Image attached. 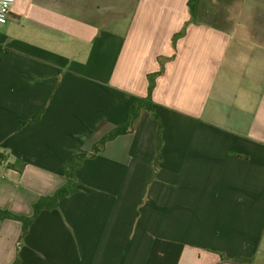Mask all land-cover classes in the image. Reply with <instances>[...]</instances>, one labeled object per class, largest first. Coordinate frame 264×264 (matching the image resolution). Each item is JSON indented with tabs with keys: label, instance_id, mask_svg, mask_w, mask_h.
Returning <instances> with one entry per match:
<instances>
[{
	"label": "crops",
	"instance_id": "0c3cea01",
	"mask_svg": "<svg viewBox=\"0 0 264 264\" xmlns=\"http://www.w3.org/2000/svg\"><path fill=\"white\" fill-rule=\"evenodd\" d=\"M189 2L16 0L0 25V209L32 215L137 99L154 109L85 159L20 264H264V0L218 24ZM21 231L0 220V264Z\"/></svg>",
	"mask_w": 264,
	"mask_h": 264
},
{
	"label": "trees",
	"instance_id": "16d2710c",
	"mask_svg": "<svg viewBox=\"0 0 264 264\" xmlns=\"http://www.w3.org/2000/svg\"><path fill=\"white\" fill-rule=\"evenodd\" d=\"M199 0H190V14L192 16V20L198 22L199 14L201 11L199 10L197 4ZM151 89V87H150ZM149 111L151 113L154 112L152 101L147 98H139L137 99L131 106L130 114L128 121L125 124L119 125L112 130H110L107 134H105L99 141H97L91 151L89 153H80L73 157L71 161H69L65 165L64 177L66 179V183L61 186L53 195L43 196L37 202L33 204V213L30 216L24 215H16L11 213L8 210L0 209V220H16L22 223V231L18 241V252L16 260L13 264H20V248L22 246L23 240L27 235L31 225L36 220L38 215L44 210H53L57 209L60 206L61 201L64 199H68L73 196L75 193L79 191L78 186L80 185V181L77 177V171L83 165L85 159L89 157H95L98 153L104 151L106 145L115 140L116 138L126 135L132 131H134L138 125L139 118L143 111ZM161 127H159V131L157 133L156 143L158 150L157 163L160 161V152L162 147V138H161Z\"/></svg>",
	"mask_w": 264,
	"mask_h": 264
},
{
	"label": "rangeland",
	"instance_id": "374dc122",
	"mask_svg": "<svg viewBox=\"0 0 264 264\" xmlns=\"http://www.w3.org/2000/svg\"><path fill=\"white\" fill-rule=\"evenodd\" d=\"M236 0H203V8H199L201 13L199 14V19L204 22H210L213 24L221 23V20L226 17V7L230 3H234ZM254 264H262L260 259Z\"/></svg>",
	"mask_w": 264,
	"mask_h": 264
},
{
	"label": "built area",
	"instance_id": "2783aa9c",
	"mask_svg": "<svg viewBox=\"0 0 264 264\" xmlns=\"http://www.w3.org/2000/svg\"><path fill=\"white\" fill-rule=\"evenodd\" d=\"M16 0H0V25L8 23Z\"/></svg>",
	"mask_w": 264,
	"mask_h": 264
}]
</instances>
